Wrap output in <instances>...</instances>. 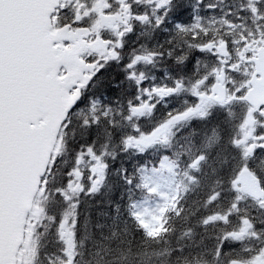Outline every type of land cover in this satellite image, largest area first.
Instances as JSON below:
<instances>
[{"label": "snow or ice", "instance_id": "1", "mask_svg": "<svg viewBox=\"0 0 264 264\" xmlns=\"http://www.w3.org/2000/svg\"><path fill=\"white\" fill-rule=\"evenodd\" d=\"M0 264H264V0H0Z\"/></svg>", "mask_w": 264, "mask_h": 264}]
</instances>
